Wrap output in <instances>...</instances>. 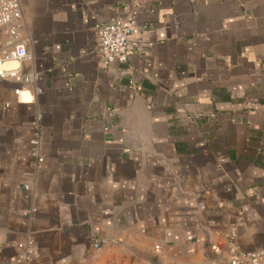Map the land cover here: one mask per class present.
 I'll use <instances>...</instances> for the list:
<instances>
[{
    "label": "crops",
    "instance_id": "obj_1",
    "mask_svg": "<svg viewBox=\"0 0 264 264\" xmlns=\"http://www.w3.org/2000/svg\"><path fill=\"white\" fill-rule=\"evenodd\" d=\"M19 1L0 264H229L264 248V0ZM115 20L133 51L107 65L100 25Z\"/></svg>",
    "mask_w": 264,
    "mask_h": 264
},
{
    "label": "built area",
    "instance_id": "obj_2",
    "mask_svg": "<svg viewBox=\"0 0 264 264\" xmlns=\"http://www.w3.org/2000/svg\"><path fill=\"white\" fill-rule=\"evenodd\" d=\"M0 27L5 30L7 35L4 46L11 48L6 50L4 54H0V79H5L15 77L19 72L17 68L7 67V62L21 60L28 55L26 40L20 37L23 27V11L19 0H0ZM132 33V26L121 20L102 23L100 25L101 40L98 47L101 60L107 65L115 62H126L133 51L130 40ZM15 41L18 43L13 47ZM16 92L19 93L20 89H17ZM31 142L33 155L37 157V160H42L39 131ZM28 245L29 240L18 243L19 248L22 249L19 254L21 259H28L26 251ZM95 246H98V242ZM156 248L159 249V246ZM212 249L217 251L218 248L216 245H212ZM229 264H264V248L247 252L235 248Z\"/></svg>",
    "mask_w": 264,
    "mask_h": 264
},
{
    "label": "water",
    "instance_id": "obj_3",
    "mask_svg": "<svg viewBox=\"0 0 264 264\" xmlns=\"http://www.w3.org/2000/svg\"><path fill=\"white\" fill-rule=\"evenodd\" d=\"M148 260H149L150 264H165V262L157 254L150 256V258Z\"/></svg>",
    "mask_w": 264,
    "mask_h": 264
}]
</instances>
